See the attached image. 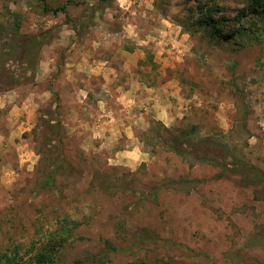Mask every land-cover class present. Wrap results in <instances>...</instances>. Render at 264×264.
<instances>
[{
	"label": "rangeland",
	"instance_id": "1",
	"mask_svg": "<svg viewBox=\"0 0 264 264\" xmlns=\"http://www.w3.org/2000/svg\"><path fill=\"white\" fill-rule=\"evenodd\" d=\"M250 3L0 0V252L32 261L61 241L46 264H264V7ZM136 80L188 101L169 132L122 131Z\"/></svg>",
	"mask_w": 264,
	"mask_h": 264
},
{
	"label": "crops",
	"instance_id": "2",
	"mask_svg": "<svg viewBox=\"0 0 264 264\" xmlns=\"http://www.w3.org/2000/svg\"><path fill=\"white\" fill-rule=\"evenodd\" d=\"M132 58L137 59L142 52L140 50H135L132 52ZM131 55V54H129ZM132 62L126 63L128 67H131ZM112 80V79H111ZM114 80V79H113ZM172 83L169 81H159L154 86L153 85H147L142 81L136 80V82L131 81L129 87L126 85L124 87L123 91V97H127L128 105H124V112H126V115L123 114L122 116H118L119 118H125L126 122H122V131H125V129H129L128 126L130 124V121H128L126 118L139 122L144 123V121H149L150 119L159 121L163 126L169 128L170 125H172L175 121V117H177V114L181 117L187 113V100H181L175 101L171 98H177L178 96V90L176 88L172 87ZM134 86V87H133ZM132 93L133 95L129 94ZM176 96V97H175ZM131 103V104H130ZM180 104V105H179ZM141 106L145 109V113H140L138 110H140ZM131 108H134L137 110L136 112H132ZM134 111V110H133ZM111 112V111H110ZM111 114L108 113L106 116H110ZM112 120L115 119L114 116H112ZM128 126L127 128H125Z\"/></svg>",
	"mask_w": 264,
	"mask_h": 264
},
{
	"label": "trees",
	"instance_id": "3",
	"mask_svg": "<svg viewBox=\"0 0 264 264\" xmlns=\"http://www.w3.org/2000/svg\"><path fill=\"white\" fill-rule=\"evenodd\" d=\"M70 4V3H68ZM250 15H258L260 12H262V9L264 7V1L263 0H251V3H250ZM44 11L47 12V10L45 9L44 7ZM52 12V14H57V13H65V7H61V8H58V9H54L53 11H50ZM214 19L209 16L208 18H202L200 20V23L201 25L203 23L206 24V26H210V29H212L213 31L216 30V26L213 25L215 24L214 23ZM212 25V26H211ZM216 37H218L220 40L222 41H227L228 38L225 37L224 35H221L219 33H217ZM163 131L165 132H169V129H167L166 127H162ZM179 133V132H178ZM184 134V133H182ZM177 136V135H176ZM173 138H176L174 137V135L171 137V140H173ZM177 139V138H176ZM171 143H173V147H174V151L177 152V150L179 151V149H177L175 147V141H172ZM200 159H203V157H200ZM62 242L61 241H58V243H54L50 246V248L48 249L49 251L47 252V255L46 252L42 251V253H36L32 259V261H30L29 259L28 260H24L22 257H17V256H12V257H7L5 255V253H2L0 252V264H46L47 261H51L54 259V255L56 254V251H57V248H59V246H61Z\"/></svg>",
	"mask_w": 264,
	"mask_h": 264
}]
</instances>
